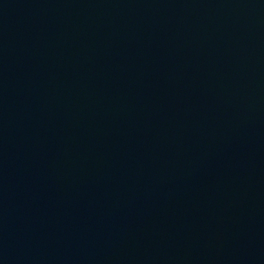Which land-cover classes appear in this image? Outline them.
I'll return each mask as SVG.
<instances>
[{
	"label": "water",
	"instance_id": "1",
	"mask_svg": "<svg viewBox=\"0 0 264 264\" xmlns=\"http://www.w3.org/2000/svg\"><path fill=\"white\" fill-rule=\"evenodd\" d=\"M0 264H264V0H0Z\"/></svg>",
	"mask_w": 264,
	"mask_h": 264
}]
</instances>
